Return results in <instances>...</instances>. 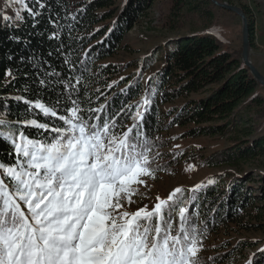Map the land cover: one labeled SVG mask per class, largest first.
<instances>
[{
    "label": "snow or ice",
    "instance_id": "6c2138e0",
    "mask_svg": "<svg viewBox=\"0 0 264 264\" xmlns=\"http://www.w3.org/2000/svg\"><path fill=\"white\" fill-rule=\"evenodd\" d=\"M6 2L19 5L14 15H2L6 24L17 27V22L31 19L35 29L37 18L43 14L40 10L47 9L49 23L57 29L48 39L57 41L65 29L71 40L77 13L86 12L85 5L68 13L67 5L55 0L68 14L64 19L71 18L72 23L65 25L59 23L60 13L47 0ZM65 47L61 42L56 51L63 53ZM29 59L33 68H39L35 80L25 74L36 84L37 98L0 95V141L10 149L5 152L6 159L0 160V264H202L200 253L208 229L199 209L208 202L207 197L201 200L197 194L213 185L214 179L187 190L176 187L164 199L157 196L151 208L145 205L130 211L126 206L134 203L131 196L137 193L136 186L146 187L145 178H154L160 170L159 165L153 167L161 153L154 151L159 137L151 135L150 109L157 89L148 91L150 80L139 101L117 109L110 103L113 97H105L98 88L94 90L95 100L86 95L87 85H82L87 70L84 61L77 69L65 57L60 71L44 61L53 69L47 71L40 64L41 58ZM77 71L79 75H75ZM4 76L9 79L3 88L14 85L17 77L11 69ZM116 84L118 81L113 80L107 87ZM22 92L33 94L28 85ZM10 100L27 106L11 121L4 117V113L11 114ZM192 167L188 165L189 170ZM216 211L211 208V212ZM257 251L264 254V247ZM255 256L252 253L246 264H253ZM208 260L214 264L216 257Z\"/></svg>",
    "mask_w": 264,
    "mask_h": 264
},
{
    "label": "trees",
    "instance_id": "16d2710c",
    "mask_svg": "<svg viewBox=\"0 0 264 264\" xmlns=\"http://www.w3.org/2000/svg\"><path fill=\"white\" fill-rule=\"evenodd\" d=\"M154 1L62 0V3L67 5L68 13H75L77 9L86 5V12L77 13V22L71 32V40L67 29L60 32V41L48 39L49 35L57 29L49 23L47 9L40 10L43 14L37 18L39 23L36 24L35 29L32 28L31 19H27L24 23L17 22L18 27L10 23H0V88L3 89L0 95L24 94L29 99H36V84L30 83L29 76L25 74H29L35 80L39 68H33V61L29 58H41L40 64L47 71L53 69L48 68L44 61L54 65L56 71H60L64 58L69 57L77 69L80 68L81 61L87 64V70L82 79V85H87L86 95H92L95 100L94 90L98 88L105 97H113L110 103H113L117 109L121 104L139 101L149 80L148 91H151V87L157 89L152 97L154 103L150 109L151 135L153 138L159 137L157 141L159 146L154 151L161 153L153 164V167L160 166V170L156 172L170 171L178 167L180 163H195V160L201 165L237 166L244 162H254L264 156V136L241 140L237 132L229 137L228 147L207 156L198 151L188 154L182 148L169 147L173 137L176 139L216 133L224 135L234 129L245 136L250 135L249 126H245L247 120L243 115H236V113L243 104L253 110L257 117L264 119V96L259 92V89L264 91V87L256 82L249 69L241 62L239 50L225 46L217 35L206 31L195 32L194 30L186 35L166 38L162 46L151 49L141 58L139 75H137L138 69L129 73L124 72L130 63L128 61L113 62L110 58L122 46L121 42L126 33L140 19L148 15ZM228 2L233 3L231 0ZM47 3L55 12L60 13L59 23L65 25L72 23L70 16L67 20L64 19L68 14L56 5L55 0H47ZM29 6L34 10L39 7L32 3H29ZM242 6L249 21V39L253 43L254 19L249 8L246 5ZM226 11L229 10L216 6L212 0H171L167 24L174 30L182 28L187 21L199 23L201 27L207 28L213 26ZM24 15L27 17L26 12ZM113 21H116L115 25ZM97 28L100 31L94 32ZM109 28H113V31L109 32ZM93 32V35H89ZM10 36H18L20 39H10ZM101 40L103 43H98ZM61 42L66 45L63 53L56 51ZM89 45H92V48H89ZM50 50L53 51L51 56L48 55ZM9 56L11 59L8 58ZM21 57L24 59L21 60ZM159 59L163 61L162 65L143 80L147 68ZM105 65H107L106 68ZM9 69L13 71L17 79L14 85L10 84L7 88H3L4 81L9 79L4 76V73ZM64 69V76L67 78L66 65ZM79 74V71L75 73V75ZM121 76L125 77L122 81L119 80ZM113 80L118 81V84L108 88L107 84ZM25 85L31 88L32 95L22 92ZM126 86L130 88V91L121 92L120 89ZM200 92L205 95L190 98L180 104H169L182 96ZM48 95L54 97L55 94ZM8 104L11 114L4 113V117L9 121L15 120L17 118L15 113H20L27 107L22 102L17 103L11 100ZM174 126L186 128L178 135H167L165 131ZM9 150L8 145L0 141V160L6 159L5 152ZM209 178L214 179L215 183L207 185L197 194L201 200L207 197L208 202L207 207L199 209L200 219L205 221L208 229L203 242L221 225L234 221L254 202H256L253 205L254 208L257 212L259 211L254 216L264 211V202L257 203L264 201V172L260 169H255L254 174L245 173L240 176L225 174ZM251 182L254 183V187L250 185ZM203 183L207 184V180ZM187 196L188 192L185 191V200ZM211 208L217 211L211 212ZM227 253H214L212 255L216 257L214 264L241 259L247 261L252 254H234L235 260ZM254 253L256 256L253 264H264V254L258 251ZM220 254H223V258ZM200 257L202 264H213L208 260L210 256L200 254Z\"/></svg>",
    "mask_w": 264,
    "mask_h": 264
},
{
    "label": "rangeland",
    "instance_id": "374dc122",
    "mask_svg": "<svg viewBox=\"0 0 264 264\" xmlns=\"http://www.w3.org/2000/svg\"><path fill=\"white\" fill-rule=\"evenodd\" d=\"M227 1L228 0H218ZM237 6L243 8L246 5L254 19V34L253 43H251L249 58L252 64L264 76V0H231ZM213 2V1H212ZM229 3V2H228ZM171 0H155L152 4L149 13L143 19H140L133 28L126 33L122 39V46L117 53L110 58L113 62H126L130 65L124 72L129 73L139 69L141 58L148 54L153 48L162 46L166 38L173 36L186 35L194 32H209L217 35L225 44L239 50L240 60L242 52V21L238 15L231 11H226L221 14L219 19L213 26L203 28L199 23L187 21L182 28L178 30L171 29L167 24L168 10ZM19 5H9L6 0H0V23L4 22L3 14L14 15V11ZM247 16V15H246ZM248 18V17H247ZM162 60L159 59L151 64L145 71V78L157 70L162 65ZM242 62V61H241ZM247 67V66H246ZM248 68V67H247ZM249 69V68H248ZM202 92V91H201ZM190 94L172 100L169 104H180L190 98H198L203 93ZM259 92L264 96V91L259 89ZM243 115L247 120L245 126H249L251 133L245 136L243 133L234 129L232 132H227L224 135L216 133L206 136H193L176 138L170 144L171 149L182 148L185 153L201 152L205 156L216 152L221 148H226L230 145L229 137L232 134L238 135V138H254L255 136H264V119L257 117L256 113L245 105H240L236 115ZM186 127L174 126L169 128L167 135L175 136L181 133ZM165 150V149H163ZM193 165L192 169H188V165ZM255 169H260L264 172V156L259 157L254 162H244L237 166L219 165L209 166L197 163V160L189 163H180V165L170 171L156 172L155 177H147L146 187L144 185L136 186L138 191L132 194L131 198L134 201L132 205H126L128 210L135 211L139 207L148 205L151 208L156 203V197L161 199L173 191L176 187H184L190 189L198 182H204L212 176H222L225 174L238 175L245 173H255ZM254 187V183L250 184ZM264 201H258L262 204ZM256 204V202H254ZM254 203L242 211L234 221L223 224L219 229L208 235L203 242L204 249L200 254L204 256H212L214 253H227L229 257L235 259V255L244 253H254L257 249L264 246V211L259 215L254 208ZM195 210V209H193ZM246 242V244H244ZM252 243V244H251ZM236 260V259H235ZM246 259L237 260L234 262H223L221 264H245Z\"/></svg>",
    "mask_w": 264,
    "mask_h": 264
},
{
    "label": "water",
    "instance_id": "95a60500",
    "mask_svg": "<svg viewBox=\"0 0 264 264\" xmlns=\"http://www.w3.org/2000/svg\"><path fill=\"white\" fill-rule=\"evenodd\" d=\"M213 3L226 10H229L236 15H238L242 21V52H241V61L242 63L249 68L250 73L252 74L253 78L256 82L264 87V76L258 71V69L252 64L249 54L251 48V42L249 39V21L246 16L244 9L240 6L235 4H230L227 1H218L212 0Z\"/></svg>",
    "mask_w": 264,
    "mask_h": 264
}]
</instances>
